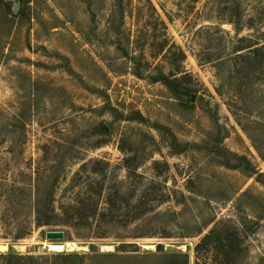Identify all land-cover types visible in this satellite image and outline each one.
I'll list each match as a JSON object with an SVG mask.
<instances>
[{"label":"rangeland","instance_id":"374dc122","mask_svg":"<svg viewBox=\"0 0 264 264\" xmlns=\"http://www.w3.org/2000/svg\"><path fill=\"white\" fill-rule=\"evenodd\" d=\"M9 3L8 22L0 13V253L57 252L44 240L56 230L73 247L61 252H106L140 223L162 235L135 239L141 251L160 244L192 264L195 245L217 228L237 235L230 264H264V76L219 62L235 27L264 38V0ZM164 40L185 60L162 51ZM160 74L189 94L153 82ZM37 186L57 212L81 193L99 209L110 195L122 214L164 215L127 228H37ZM19 231L29 235L13 242ZM219 241L210 264L223 258Z\"/></svg>","mask_w":264,"mask_h":264},{"label":"trees","instance_id":"16d2710c","mask_svg":"<svg viewBox=\"0 0 264 264\" xmlns=\"http://www.w3.org/2000/svg\"><path fill=\"white\" fill-rule=\"evenodd\" d=\"M22 3V0H15ZM9 0H0V13L4 19L9 21ZM162 25L164 23L162 22ZM165 27V25H164ZM236 36L228 37V44L230 45V53L223 59H220L221 64H227L231 69H235L238 72L246 70H258L257 75L261 73L264 76V38L258 37H238L239 30L235 27ZM162 51L166 50L170 52L171 48H176L179 51L180 59L185 60L186 55L184 51L175 43H169L164 40L162 45ZM209 58V54H204ZM207 59H201L197 62L208 64L210 61ZM259 72V73H258ZM153 82H163L174 94L178 96H187L189 91L187 88L172 87L176 79H169L163 74L160 77H151ZM218 95L220 92L215 89ZM90 186V185H89ZM87 188L86 185L84 187ZM35 193L32 195L30 213L33 218V224L35 227H51L58 226L59 224L69 225L76 229L82 227L83 229H91L92 226L98 229L104 228L107 225H119V227L127 228L132 222H140L145 224L151 223V221L157 217L164 215V212H152V214L146 218V215H133L122 214L121 206L117 204V200H112L110 195H107L104 199L103 209H99L98 199L89 196L84 197L81 193L77 194L75 198L70 200L64 209L56 211L54 207L53 194H50L49 198H41L38 195V186L34 187ZM37 192V193H36ZM138 203V202H137ZM126 206H129L128 203ZM62 222V223H59ZM139 224H135L133 233H130L129 237H122L117 235V244L112 252H100L94 247H90V251L87 253L79 252H54V253H42L39 255L34 254H19L13 250H9L6 253H0V264H191L188 254L181 251L164 252L162 246L158 244L156 250L141 251L135 239L150 237V236H162L161 233H144L139 229ZM141 230V231H140ZM132 232V231H131ZM106 232L98 231L97 238H105ZM201 234V231L197 235ZM29 235L28 231H19L14 237L13 242L26 238ZM216 235L220 237L219 247L215 250H220V254L223 258L219 260V264H230L229 254L235 252L232 249L233 246L240 249V245L237 242V235L229 234L228 232H218L217 228H212L198 244L194 247V255L192 264H210V259L207 257L214 252V248L211 247L212 238ZM125 238H131L134 240H124ZM67 249L73 250L72 245H67ZM206 256V257H205ZM215 262H218V260Z\"/></svg>","mask_w":264,"mask_h":264},{"label":"water","instance_id":"95a60500","mask_svg":"<svg viewBox=\"0 0 264 264\" xmlns=\"http://www.w3.org/2000/svg\"><path fill=\"white\" fill-rule=\"evenodd\" d=\"M18 8H19V4L17 3L13 7V12L17 13ZM44 240L47 243H65L64 242L65 241V233L62 230L46 231L44 233ZM109 248H111V249H109ZM103 249H107V250L109 249V251L112 252V251H114V244H111V245L104 244V246L101 247L102 251H103ZM65 250H69V249L65 248ZM109 251H106V252H109ZM57 252H61V251H57Z\"/></svg>","mask_w":264,"mask_h":264},{"label":"bare ground","instance_id":"6f19581e","mask_svg":"<svg viewBox=\"0 0 264 264\" xmlns=\"http://www.w3.org/2000/svg\"><path fill=\"white\" fill-rule=\"evenodd\" d=\"M66 243V242H65ZM48 248L51 251H62L65 249V244L64 243H58V244H49Z\"/></svg>","mask_w":264,"mask_h":264}]
</instances>
